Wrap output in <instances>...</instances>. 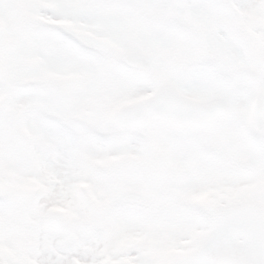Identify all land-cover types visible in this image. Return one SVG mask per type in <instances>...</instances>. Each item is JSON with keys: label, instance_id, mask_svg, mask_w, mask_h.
<instances>
[{"label": "snow or ice", "instance_id": "snow-or-ice-1", "mask_svg": "<svg viewBox=\"0 0 264 264\" xmlns=\"http://www.w3.org/2000/svg\"><path fill=\"white\" fill-rule=\"evenodd\" d=\"M0 264H264V0H0Z\"/></svg>", "mask_w": 264, "mask_h": 264}]
</instances>
